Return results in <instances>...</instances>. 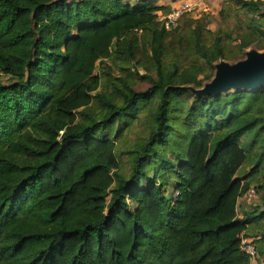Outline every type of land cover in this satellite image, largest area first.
<instances>
[{"label":"trees","instance_id":"obj_1","mask_svg":"<svg viewBox=\"0 0 264 264\" xmlns=\"http://www.w3.org/2000/svg\"><path fill=\"white\" fill-rule=\"evenodd\" d=\"M136 1L0 0V73L9 80L0 81V264H250L242 232L264 264V231H252L264 210L236 213L251 187L237 173L253 166V176L263 159L243 139L264 132V87L190 95L181 85L200 86V68L184 53L211 63L238 48L203 42L199 20L181 53L166 48L157 13L167 6ZM263 3L243 1L257 11ZM142 37L157 76L150 86L120 79L115 95H94L97 63L112 47L133 57ZM137 115L151 130L129 151L124 177L114 139L127 126L115 124Z\"/></svg>","mask_w":264,"mask_h":264},{"label":"rangeland","instance_id":"obj_2","mask_svg":"<svg viewBox=\"0 0 264 264\" xmlns=\"http://www.w3.org/2000/svg\"><path fill=\"white\" fill-rule=\"evenodd\" d=\"M130 1L132 3L138 2L136 0ZM152 1L153 4H156V0ZM185 1L191 2L194 7L180 17L176 27L166 30V38L164 39V43L167 45L166 48H170L171 50L176 49L177 53H181L182 50L179 47V40L189 41L190 32L187 31V28L190 26L191 28H194L196 26L195 22L198 20L202 25L203 42L211 44L216 37H219L225 52L230 48V44L238 48L236 55L232 59L219 58L211 63H208L199 55L196 56L195 51L192 49H189L184 53V55L186 54L187 56L184 57V62L193 61L196 64H199L200 70L197 71L196 76L201 80V85L195 86L192 83H186L181 86L187 90L190 95L198 96L196 90L202 88L214 77L216 63L221 60L228 63H235L239 60L245 59L246 53L251 50L264 52V3L263 5H260L259 11H257L256 9H250L249 7L244 6V0H166L167 3L164 4V6H167V8L160 10L157 13L158 20L160 21V15L169 14L173 6L175 7L177 3ZM262 1L264 2V0ZM161 12L162 14H160ZM249 25L251 26V29L247 28ZM253 27L255 32L251 34ZM239 28L246 30V33L243 36L239 35ZM136 34L137 37L146 36L141 30H138ZM143 37L138 44V52L135 53L133 57L129 58L125 54L117 52L115 48L112 47L111 56L97 63L94 74L100 77V86L96 92L93 93L94 95H115L114 88H116V86H121L120 79L128 81L130 85L134 86L136 91H144L150 86V82L147 79L148 76L153 78H156L157 76L155 67L150 59V46L149 44L144 45V40L146 38L143 39ZM241 43L244 45L243 47H240ZM171 59L172 57L170 53L162 57V60L166 65L172 62ZM183 65H180V67H184ZM178 71L180 72L181 70ZM0 81L3 83L9 82L8 77L1 73ZM263 87L264 85L252 90H239L257 91ZM236 91L238 90L231 88L225 93L218 95H226ZM188 97L190 96L188 95ZM92 106L93 108H97L96 99H94ZM76 117L77 120L80 119L78 114ZM115 126H127L123 127L124 130L119 133V136H117L114 141L116 145V154L120 161L119 167L115 171L124 177H128L132 167V155L129 151L138 147V145L148 137L151 130L150 119L148 116L137 115L132 123L125 124L117 122ZM251 143H253L252 147L249 145ZM243 146L249 149L250 154L254 159H257L259 155L262 156L263 159L261 167L258 168V172L253 176L249 175L253 166L243 165L237 173L238 178L243 179L245 182H249L251 187L257 188V186H260L259 192H257L258 198L255 200L253 198V203L251 202L250 205H246V203L241 204L238 216L240 219L243 218L244 214L254 216L264 210V132L260 131L257 137H254V135H248L243 139ZM252 225V231L263 232L264 218L257 220V222H252ZM262 256L264 260V253Z\"/></svg>","mask_w":264,"mask_h":264},{"label":"water","instance_id":"obj_3","mask_svg":"<svg viewBox=\"0 0 264 264\" xmlns=\"http://www.w3.org/2000/svg\"><path fill=\"white\" fill-rule=\"evenodd\" d=\"M214 77L196 90L201 96H214L234 89H255L264 85V52L251 50L235 63L219 61Z\"/></svg>","mask_w":264,"mask_h":264},{"label":"built area","instance_id":"obj_4","mask_svg":"<svg viewBox=\"0 0 264 264\" xmlns=\"http://www.w3.org/2000/svg\"><path fill=\"white\" fill-rule=\"evenodd\" d=\"M193 4L189 1L182 2L181 4L172 8L171 12L167 15H160V21L163 22L166 30H170L177 26L178 20L180 17L187 11L193 9ZM161 14V13H160ZM254 200L258 198L256 189L254 187H250L239 199L236 204V213L239 216V209L242 203H246V205H250ZM253 200V201H252ZM240 247L241 250L245 253V255L249 258L250 264H260L259 256L257 253L255 241L253 237H249L245 235L244 232L240 235Z\"/></svg>","mask_w":264,"mask_h":264},{"label":"crops","instance_id":"obj_5","mask_svg":"<svg viewBox=\"0 0 264 264\" xmlns=\"http://www.w3.org/2000/svg\"><path fill=\"white\" fill-rule=\"evenodd\" d=\"M156 4H153L154 6H160V5H164V4H166L167 2H166V0H156V2H155ZM182 2H179V3H177L176 5H179V4H181ZM175 5V6H176ZM174 7V6H173Z\"/></svg>","mask_w":264,"mask_h":264}]
</instances>
